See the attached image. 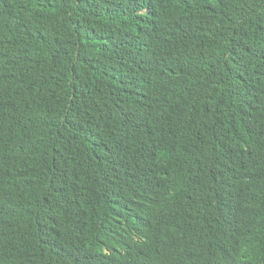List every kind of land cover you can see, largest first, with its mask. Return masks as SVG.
Returning <instances> with one entry per match:
<instances>
[{
  "label": "trees",
  "instance_id": "16d2710c",
  "mask_svg": "<svg viewBox=\"0 0 264 264\" xmlns=\"http://www.w3.org/2000/svg\"><path fill=\"white\" fill-rule=\"evenodd\" d=\"M0 264H264V0H0Z\"/></svg>",
  "mask_w": 264,
  "mask_h": 264
}]
</instances>
